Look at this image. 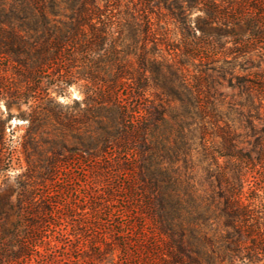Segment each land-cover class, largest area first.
Listing matches in <instances>:
<instances>
[{
    "label": "trees",
    "instance_id": "1",
    "mask_svg": "<svg viewBox=\"0 0 264 264\" xmlns=\"http://www.w3.org/2000/svg\"><path fill=\"white\" fill-rule=\"evenodd\" d=\"M252 52L264 0H0V57L32 94L6 108L38 101L18 144L0 133V177L26 163L16 204L0 183V264H264V71L236 69ZM70 87L71 108L56 99ZM72 153L94 187L59 248L45 229L66 212L34 185Z\"/></svg>",
    "mask_w": 264,
    "mask_h": 264
},
{
    "label": "rangeland",
    "instance_id": "2",
    "mask_svg": "<svg viewBox=\"0 0 264 264\" xmlns=\"http://www.w3.org/2000/svg\"><path fill=\"white\" fill-rule=\"evenodd\" d=\"M195 16L196 13L193 14V17ZM151 18L155 23V26L153 28L157 33L156 37L160 38V40H163V34L165 33L166 36L171 41H173V44H176V40L179 37L176 34V26L170 20V18L163 17V13H158L157 16L155 14H152ZM251 46L256 48V46L258 47V44L256 45L254 43ZM161 49L163 52L166 50V47H164L162 44ZM257 53L252 52V63L241 64L240 66H237L236 69L239 70V67H243L240 68V73L252 74L257 71L252 67L262 63L261 69L264 71V56L263 59L258 58ZM261 60L262 62H260ZM20 71L21 69H19V67L14 62L10 61L6 57H0V122H3V127H0V133L3 134L5 138L12 139L13 145L18 144L20 138L27 133L29 116L33 114L38 104L37 100L28 98V101L25 104L12 105L6 108V95L15 94L18 92L25 93V97H29L30 95H32L30 93L28 94V92H26L23 87L20 88L21 86H23V84L19 83V78L16 74ZM224 90L228 94L236 93V91H233L229 88H226ZM56 99L62 104V106L71 108L74 100L81 99V96L75 87H70L65 95L58 96ZM68 147H71L70 144L68 145ZM43 156L33 155L31 157V162L33 164L32 166L37 169L41 167H48L50 163H48L46 161V158H44ZM64 157L65 159H69L65 163H60V172L54 182L47 181L45 183L42 182V180L36 179V185H34L36 186L34 187L36 188L35 192L40 195L42 191L37 187L47 184L50 187L49 191L54 190V193L56 192L53 201H57L61 205H63L64 211L66 212V216H64V218L62 217V220L58 221L56 220V218L53 219V223L56 225V227H48L47 229H45V234L48 236V240H50L52 244H56L59 248L62 247L56 238L58 236V233L60 232L68 236L70 233L72 234L77 232L76 229H78V227H76L77 223L75 222V220L79 218L80 215H82L83 211H86V203L88 200V195L90 194V188L94 187L91 186L90 183L92 181H90L91 179H89L87 176V163L84 159V156L81 155L77 157L72 153V157H70V155L68 154ZM20 162V166L16 161L13 162L11 170L8 172L9 177L6 181H4L5 178L3 176L0 177V183H4L3 191L1 192V194L4 193V189H8L10 200L13 204H16L17 197L15 192L16 183L14 179L17 174L25 171L26 169V163L22 155L20 157ZM117 179L120 181V183L123 181V178L120 177V175ZM249 181H251V179H249ZM61 213H63V211H61ZM124 219L125 218L122 217L115 218V220L119 222L124 221ZM11 220H15L14 214L11 216ZM68 237L70 239H74L72 236ZM63 253V250L59 249L56 255L61 256Z\"/></svg>",
    "mask_w": 264,
    "mask_h": 264
}]
</instances>
